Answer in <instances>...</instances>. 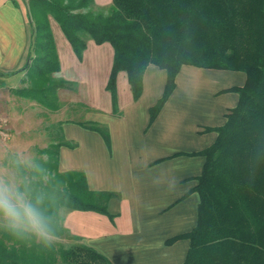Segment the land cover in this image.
<instances>
[{
    "label": "trees",
    "instance_id": "16d2710c",
    "mask_svg": "<svg viewBox=\"0 0 264 264\" xmlns=\"http://www.w3.org/2000/svg\"><path fill=\"white\" fill-rule=\"evenodd\" d=\"M93 0H29L32 26L30 56L21 70L19 87L11 94L55 112L57 91L73 83L57 78L59 60L49 17L58 25L78 59L86 41L109 43L113 62L106 90L112 113L117 109L116 76L125 72L132 98L143 89L149 65L165 71L163 92L148 109V126L175 89L182 67L239 72L242 86L218 94L235 93V107L225 123L204 128L215 132L207 148L176 156H201L205 162L192 191L199 196L194 228L165 241L188 240L182 264H264V0H111L107 10ZM16 72L5 73L3 76ZM80 127L98 133L110 148L107 128L97 123ZM59 135L25 176L33 197H42V211L58 238L74 243L45 246L30 233L0 236V264H112L93 248L78 242L63 227L60 212L94 211L112 218L107 204L117 195L92 191L80 171H58L61 147L73 148L57 123Z\"/></svg>",
    "mask_w": 264,
    "mask_h": 264
},
{
    "label": "crops",
    "instance_id": "0c3cea01",
    "mask_svg": "<svg viewBox=\"0 0 264 264\" xmlns=\"http://www.w3.org/2000/svg\"><path fill=\"white\" fill-rule=\"evenodd\" d=\"M28 1L0 0V75L15 70H20L19 77L24 75L21 70L28 62L32 37ZM93 1L99 6L104 0ZM106 1L111 4V0ZM49 24L60 66L55 76L82 85L90 93L98 81L99 93L105 98L103 105L91 101L77 103L72 88L59 89V109H44L53 123H61L65 140L74 144L71 149H59L58 171L83 172L90 190L117 195L107 204L112 218L94 211L63 210V227L79 243L101 253L112 264H182L188 240L176 241L171 246H166L165 241L191 231L196 225L199 196L192 189L205 159L171 156L198 152L214 142L216 133L204 132V128L223 125L225 115L238 100L235 93L218 92L242 86L245 75L182 67L175 79V89L148 126V109L163 92L165 71L153 65L146 68L142 93L136 101L126 73L119 72V115H113L106 90L113 62L111 45H96L87 40L78 59L51 17ZM19 86L18 82L16 88ZM12 89L15 88L0 89L3 104H7L5 99L26 101L12 95ZM11 120L17 123L19 119ZM88 122L107 128L109 149L98 133L79 126Z\"/></svg>",
    "mask_w": 264,
    "mask_h": 264
},
{
    "label": "rangeland",
    "instance_id": "374dc122",
    "mask_svg": "<svg viewBox=\"0 0 264 264\" xmlns=\"http://www.w3.org/2000/svg\"><path fill=\"white\" fill-rule=\"evenodd\" d=\"M109 4L104 0L99 7L103 8V12L107 10ZM55 28L60 31L59 25L55 22ZM61 32V31H60ZM61 35L63 33L61 32ZM76 56V55H75ZM13 75H0V89L16 88L21 77L20 70H15ZM73 83V82H71ZM98 81L94 85V92L84 90L81 85L72 86V92L77 103L86 104V101L98 102L103 105L105 98L102 93H99ZM108 96V95H107ZM7 104L0 101V114L8 118L9 138L0 144V174L5 178L12 176L22 177V172L27 176L28 172L33 168L38 160H45L46 156L40 153V150L45 149L59 135L57 123L51 121L52 117L47 116L44 109L40 106L31 103L29 100L14 101L10 99L4 100ZM3 105V106H1ZM23 106H27L24 107ZM21 108V110H20ZM24 112L26 114L21 113ZM72 115V114H71ZM18 118L17 123L11 119ZM12 123L15 125H12ZM8 231V228L3 221H0V236ZM54 244H62L64 248H70L74 245L73 242L58 238Z\"/></svg>",
    "mask_w": 264,
    "mask_h": 264
},
{
    "label": "clouds",
    "instance_id": "9594fccd",
    "mask_svg": "<svg viewBox=\"0 0 264 264\" xmlns=\"http://www.w3.org/2000/svg\"><path fill=\"white\" fill-rule=\"evenodd\" d=\"M41 205L42 197L32 196L27 177L5 178L0 174V221L13 234L30 233L50 247L57 237Z\"/></svg>",
    "mask_w": 264,
    "mask_h": 264
},
{
    "label": "built area",
    "instance_id": "2783aa9c",
    "mask_svg": "<svg viewBox=\"0 0 264 264\" xmlns=\"http://www.w3.org/2000/svg\"><path fill=\"white\" fill-rule=\"evenodd\" d=\"M8 118L0 115V144L9 138Z\"/></svg>",
    "mask_w": 264,
    "mask_h": 264
}]
</instances>
